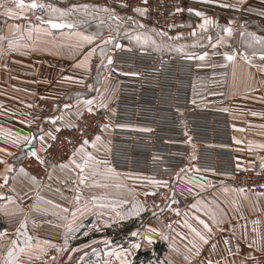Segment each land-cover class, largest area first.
I'll return each mask as SVG.
<instances>
[{
  "label": "crops",
  "instance_id": "0c3cea01",
  "mask_svg": "<svg viewBox=\"0 0 264 264\" xmlns=\"http://www.w3.org/2000/svg\"><path fill=\"white\" fill-rule=\"evenodd\" d=\"M29 2L25 0V3ZM37 2L65 10H71L74 4L92 5L90 0ZM9 8L17 13L23 11V15L9 17L6 15ZM190 9L194 11L188 13V25L171 30L169 37L179 35L176 42L178 46H185L183 54L199 56L205 51L209 53L203 61L195 59L192 101L196 106L228 115L237 170H264L261 167L264 164V79L258 78L259 73L264 75L261 70L264 60L260 59L259 46L247 43L250 40L247 35L241 36V32L264 36V0H190ZM89 10L94 11V8L72 10L67 17L61 18L59 14L50 15L47 7L20 10L16 9L14 0H0V36L5 38L0 40V150L6 149L0 151V161L6 162H0V232L6 233V237L0 239V264H5L12 240L18 245L24 243L25 230L20 229L21 235H17L21 222H26L27 234L33 237V248L20 254V264H75L72 256L83 253L100 254L104 264L112 260L106 255L108 248L117 246L129 249L127 259L131 264L139 252L145 251L149 256L140 264H206L208 259L220 264H264V195L234 191L241 187L228 174L201 169L193 161L179 173L180 178L173 179L117 170L109 163L110 143L106 135L101 136V142L95 148L91 145L95 138L90 140L87 151L98 160L107 161V165L101 163L85 169L84 183H80L81 172L74 165L60 168V164L68 163L69 159L52 167L44 185L23 165V158L34 157L29 155L33 149L43 159L44 150L52 139L47 133L55 136L57 129L71 125L88 109L84 104L86 100H93L91 107L107 112L109 124H113L117 82L107 72V57L112 58L113 48L109 44L104 56L100 55V48L104 47L101 39L108 36L98 31L96 20L88 16ZM197 11L204 15L197 16ZM206 18L212 23L201 29L199 25ZM49 19L71 23L74 27L52 29L42 23ZM224 27L233 29L231 35L223 32ZM77 33L95 34L97 39L89 45L80 41ZM220 37L224 40L214 49L212 44ZM9 40L14 42V49L9 48ZM91 48L96 51L87 68L77 67L78 61ZM213 52L219 55H212ZM225 52L237 53L235 61H226L222 55ZM242 54H247L251 62ZM101 104L106 107H100ZM65 105L70 107L65 108ZM24 136L31 143L20 139ZM40 136L45 140L41 141ZM81 159L78 155V162ZM8 165H11L10 171ZM21 168L24 172L20 171ZM108 168L113 171L109 172ZM5 176L8 177L6 183ZM194 177L195 182L188 183ZM150 179L166 181L167 186L172 184L175 187L173 209H179V215L174 212L171 228L165 231H161L152 215L145 211L144 193L165 187L151 184ZM200 183L203 187L198 186ZM224 188L229 191L225 192ZM9 197L12 198L10 201ZM31 197L33 200L25 203ZM125 200L127 204L122 203ZM136 201L143 204L144 210L139 215H127L124 219L116 216L117 211L126 213L131 210ZM198 201L203 203L193 208ZM113 205L118 207L114 209ZM204 206L226 213L219 228L211 225ZM77 209L73 222L72 211ZM197 216L213 227L209 243L201 245L198 256L195 249L189 251L192 247L189 241L194 234L184 223L187 220L202 230ZM70 223L74 231L68 236L67 248L57 251L44 244L47 240L64 248ZM95 225H99V230ZM151 228L157 231L149 233ZM133 232L141 235L133 237ZM162 234L168 238H162ZM145 235L152 237L151 243L143 238ZM225 239L229 244H224ZM105 240L111 241L108 247ZM135 243L141 246L132 248ZM212 244L216 245L214 252ZM73 248L78 251L72 252ZM62 253H69L71 258L62 257Z\"/></svg>",
  "mask_w": 264,
  "mask_h": 264
},
{
  "label": "built area",
  "instance_id": "2783aa9c",
  "mask_svg": "<svg viewBox=\"0 0 264 264\" xmlns=\"http://www.w3.org/2000/svg\"><path fill=\"white\" fill-rule=\"evenodd\" d=\"M98 1L127 11L146 7L153 24L166 30L189 23L190 0H147V4L143 0ZM112 61L107 72L117 82L113 124H109V116L102 108L94 106L91 112L86 109L71 127L61 128L56 139L50 140L43 163L34 157L23 158V165L40 184L44 185L52 167L66 162L85 139L106 135L109 163L117 170L173 179L193 161L201 169L228 174L247 192L264 194V170L236 168L228 115L193 103L195 59H188L187 54L121 46L113 52ZM258 78L263 80L264 75L259 73ZM148 193V207L158 209L152 218L165 231L174 215L173 204L165 210L161 205L173 201L175 187L170 184ZM32 200L28 198L25 203Z\"/></svg>",
  "mask_w": 264,
  "mask_h": 264
},
{
  "label": "snow or ice",
  "instance_id": "6c2138e0",
  "mask_svg": "<svg viewBox=\"0 0 264 264\" xmlns=\"http://www.w3.org/2000/svg\"><path fill=\"white\" fill-rule=\"evenodd\" d=\"M15 3V7L16 9H43L45 7H47L49 9V13L50 15L52 14H59V17L63 18V17H67L70 12L72 10H80L83 9L85 11H87V9H89L90 7L95 8L96 6L94 5H88V4H83V5H72V9L71 10H65V9H59V8H55L52 7L51 5H45L43 3H38L37 0H30L29 3H25V0H14ZM144 4H147V0H143ZM122 6H127V5H122ZM103 12L108 13L111 12L113 10L105 7L102 9ZM133 11L135 13L140 14L141 16L145 15L148 12V9L146 7H135L133 8ZM177 11H180V9L178 8ZM189 11H194L193 9H189ZM197 16H203L204 14L202 12L197 11L195 13ZM264 14V13H262ZM6 15H8L9 17H16L18 15L22 16L23 15V11H20L19 13H17L16 11H14L13 9L9 8L6 10ZM39 19V18H38ZM110 20H113L115 22H117V28H116V32H117V36L119 35V22L121 21V17L118 15H110L109 16ZM127 19L129 21H132L133 23H137L133 17L129 16L127 17ZM42 23H45L47 25H50L52 29H63L65 27L72 29L74 27L73 24L71 23H63V22H56L53 19H49L47 21H42ZM212 21L210 19H205L203 21V23H201L199 25V27L201 29H205L206 25L211 24ZM17 28H19V25L16 26ZM139 27L141 29L144 28L143 24H139ZM39 30V29H37ZM153 32L155 31V29L152 30ZM233 29L231 27H224L223 28V32L231 35ZM29 32H31V29H29ZM79 37V40L82 41L83 43H87L89 45H91L96 39L97 36L95 34L92 35H84L81 33H77L76 34ZM160 36H167V33L165 32H160L159 33ZM193 35H195V32H193ZM247 35L248 37H250V40L247 41V43H249L250 45H258L260 48V59L264 60V36H257L254 33H245V32H241V36H245ZM117 36H112L109 35L107 38L101 39V44L104 45V47L100 48V55L103 57L105 54V48L109 45V44H113L115 48H120L121 44H119L118 42H116L117 40ZM179 35L175 38L169 37V39H179ZM5 39L4 37L0 36V40ZM130 40H134L136 43L140 44V45H145V44H153L156 45V41L147 33V32H137L134 35H130L129 36ZM209 40H211V37H209ZM224 38L220 37L219 40H217L216 43L212 44V47L215 49L217 47V44L223 42ZM9 44V48L10 49H14L15 45L14 42L12 40L8 41ZM157 47H159L158 45H156ZM183 45H180L177 47V50L179 51H183L184 50ZM96 51L95 48H91L89 50V52L83 57V59L81 61H78L77 63V67H84L87 68L88 63L90 61V57L92 56V54ZM255 51L253 52V56L255 55ZM209 53L208 52H202L199 56H194L193 54L189 53L187 54V58L188 59H199L200 61L205 60L206 57H208ZM212 55H219V53L213 52ZM225 58L226 61L229 62H234L237 56V53L232 52V53H228L225 52L222 54ZM243 58L245 60H248L249 63L251 62V59L247 56V54H242ZM107 61L108 64H111L112 58L109 56L107 57ZM262 71H264V68L261 69ZM131 75H138V73H131ZM65 79H73V77H65ZM82 82V81H81ZM84 104L88 106V111L91 112L92 111V107L91 105L93 104V100H86L84 101ZM65 108H69V105H65ZM100 107H106V105L101 104ZM255 115V113H253ZM53 123H55V119H53ZM69 127H71L72 125H68ZM102 127H108L107 125H103ZM57 131H59V129H57ZM48 136H50L53 140L56 139V137L51 133H47ZM20 139H24L26 141H28V143H31V140H29V138L27 136L21 137ZM40 140L44 141L45 137L44 136H40ZM19 142V141H17ZM101 142V136L97 135L95 137V139L91 142V145L93 148H95L97 146V144ZM89 145V141L87 139H85L83 141L82 144H80V146L78 148L75 149V151H73L72 156L69 158L68 163H62L60 164V168L61 169H65L68 168L70 165H74L75 168L79 169L81 172V177H80V183H84L86 177L83 176V172L85 171V169L92 167L94 165H99L101 163H104L105 165H107V161H100L98 160L91 152L87 151V147ZM264 147V146H262ZM0 151H6V149L0 150ZM29 155L36 157L37 160H40L41 163H43V160L37 155L36 150H31L29 152ZM81 156L82 159L80 162H78L77 160V156ZM0 162H4V161H0ZM6 163V162H4ZM8 170H11V165H8ZM261 167H264V164L261 165ZM109 172L113 171L111 168L107 169ZM21 172H24V169L21 168L20 169ZM181 172L184 171V169L180 170ZM188 171H192V169H188ZM197 172H199V169H196ZM26 174V173H25ZM178 178H180L179 173L177 174ZM32 179L35 181V177H32ZM195 177L191 180L188 181V183H194L195 182ZM5 183L8 180V177L5 176L4 177ZM151 184L153 185H161L163 184L164 186H167V182L166 181H160V180H155V179H150L149 181ZM209 186H211L210 182ZM199 187H203V183H200L198 185ZM224 191L227 192L229 191L228 188H224ZM234 191H239V192H243L244 190L241 189H234ZM150 193L145 192L144 195L148 196ZM151 194H155V193H151ZM264 195V194H261ZM2 198V197H0ZM12 198L9 197L8 200L10 201ZM96 199V198H93ZM76 200L79 201V196L76 197ZM122 203L127 204L128 201H122ZM202 201H198L196 204H193L192 207L193 208H197L198 205L202 204ZM101 207H105V206H101ZM114 209L118 206L113 205L112 206ZM170 207V205H169ZM87 210V209H85ZM143 204L142 202L136 201L133 204V208L131 210H129L126 213H122L121 211H117L116 212V216H118L120 219H124L127 215H139L141 211H143ZM174 212H176L179 215V209H172ZM205 210V215H207L210 218L211 221V225H215L217 228H219V226L224 223V216L226 215L225 212H223L220 209L217 210H213L211 208H208L207 206H204ZM65 212L68 211V209H64ZM77 210H73L72 211V221L74 222L76 220V215H77ZM5 215H8L7 212H5ZM185 215H187V213H185ZM196 220L199 222V224L202 226V230H198L196 227H193L192 224L188 223L187 220L184 221L185 226L188 227L190 229V231L194 234L193 239L189 241V243L192 245V247L189 249V251L191 252L193 249H195V254L198 256L200 254V247L202 244H208L209 240L211 238V235L213 234V227L210 225L209 222H206L204 219H201L199 216L196 217ZM105 223H107V221H105ZM254 223H256L254 221ZM96 229L99 230V225H95ZM167 227L171 228V225H168ZM20 229H24L25 231L23 232V235L25 236V240L23 245H18L16 243L15 240L11 241V247H8L7 250V259L5 260V264H20V259L19 256L21 253H24L26 250H30L33 248V237L27 234V229H26V222H21L20 224V228L17 229V235H21V231ZM74 231L72 224L70 223L68 225V229L67 232L65 234V239H64V248H61L55 244H52L50 241H44V244L49 246V247H54L56 248L57 251H63L65 248H67L68 246V236ZM157 230L154 228L148 229L149 233H155ZM138 235H141L138 232H133L132 236L136 237ZM6 237V233L5 232H0V239H3ZM148 243L152 242V237L150 235H145L143 237ZM162 238L167 239V236H163L162 234ZM198 238V240L196 239ZM185 239H187V237H185ZM224 244L227 245L229 244V240L225 239ZM92 243H95V241H92ZM104 244L106 247H108L111 244V241L109 240H105ZM141 245L139 243H135L132 245V248H139ZM171 246V245H170ZM251 246V245H250ZM86 247V246H84ZM187 247V246H186ZM239 246L237 245V248ZM212 251L214 252L216 250V245L212 244L211 245ZM78 251V249L73 248L72 252H76ZM93 251L95 252V249H93ZM229 252H231V249H229ZM129 254V249H121L119 246H117L116 248H108V251L106 252V255H108L109 257L112 258L111 261H105L104 264H113V262L118 261L119 264H131V262L127 259V255ZM71 258V256L69 257ZM189 257H185V259H188ZM53 260H55V257L52 258ZM82 259V258H81ZM161 264H163V262H161ZM170 264V262H169ZM206 264H220L219 261H213L212 259H208L206 261Z\"/></svg>",
  "mask_w": 264,
  "mask_h": 264
},
{
  "label": "rangeland",
  "instance_id": "374dc122",
  "mask_svg": "<svg viewBox=\"0 0 264 264\" xmlns=\"http://www.w3.org/2000/svg\"><path fill=\"white\" fill-rule=\"evenodd\" d=\"M84 1H88V0H84ZM90 2L92 5L96 7L94 8V11L91 10L88 11L89 12L88 16H90L91 20H96L97 29L98 31H101L102 35L117 36V32H116L117 22L110 20L109 16L118 15L122 18L121 21L119 22V35L117 36V40H116V42L121 44V46L128 48H142L145 50L156 51L162 54H183L182 51L177 50L178 44L176 42V39H169V35L171 34L172 31L157 27L156 25L153 24V22L149 19V17L146 14L141 16L140 14L135 13L134 11H127L122 8L110 4H106L100 1L90 0ZM105 7L113 11L105 13L102 11V9ZM129 16L133 17V19L137 23H133L132 21H129L127 19V17ZM139 24H143L144 28L141 29L139 27ZM153 29H155L154 32L152 31ZM104 31H107V33H105ZM137 32H147L156 41V45H158L159 47L151 43L140 45L136 43L134 40H130L129 36L134 35ZM160 32L167 33V36H163V37L160 36L159 35ZM112 48H113L112 51L114 52L116 48L114 47L113 44H112ZM103 172L106 173L105 171ZM143 196H144L143 198H144L145 211L147 212V214H151V215L156 214L158 212V209L157 210L150 209L148 207V204L145 202V195ZM173 202L174 201L170 199L167 203L161 205V209L163 210L167 209L169 205L172 206ZM130 223L132 224L133 222ZM79 255L80 254L72 256V260L74 261L75 264H103L101 261L102 257H100V254L93 255V253H83L80 256ZM65 256H67L68 258V256L70 255L69 253H62V257ZM79 257L80 259L78 260Z\"/></svg>",
  "mask_w": 264,
  "mask_h": 264
},
{
  "label": "trees",
  "instance_id": "16d2710c",
  "mask_svg": "<svg viewBox=\"0 0 264 264\" xmlns=\"http://www.w3.org/2000/svg\"><path fill=\"white\" fill-rule=\"evenodd\" d=\"M159 250V248H158ZM149 256V252L145 251V252H139L137 255H136V259L134 261L133 264H140V262H142L143 260H145L146 258H148Z\"/></svg>",
  "mask_w": 264,
  "mask_h": 264
}]
</instances>
